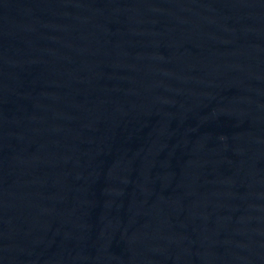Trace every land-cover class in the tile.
I'll use <instances>...</instances> for the list:
<instances>
[{
    "label": "water",
    "instance_id": "water-1",
    "mask_svg": "<svg viewBox=\"0 0 264 264\" xmlns=\"http://www.w3.org/2000/svg\"><path fill=\"white\" fill-rule=\"evenodd\" d=\"M0 264H264V0H0Z\"/></svg>",
    "mask_w": 264,
    "mask_h": 264
}]
</instances>
